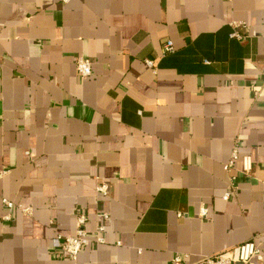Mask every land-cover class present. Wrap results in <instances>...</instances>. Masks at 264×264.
I'll return each instance as SVG.
<instances>
[{
	"label": "crops",
	"instance_id": "obj_1",
	"mask_svg": "<svg viewBox=\"0 0 264 264\" xmlns=\"http://www.w3.org/2000/svg\"><path fill=\"white\" fill-rule=\"evenodd\" d=\"M0 170V264L264 253V0H0Z\"/></svg>",
	"mask_w": 264,
	"mask_h": 264
},
{
	"label": "built area",
	"instance_id": "obj_2",
	"mask_svg": "<svg viewBox=\"0 0 264 264\" xmlns=\"http://www.w3.org/2000/svg\"><path fill=\"white\" fill-rule=\"evenodd\" d=\"M240 26V23H233V27L235 30L231 33L233 37H242V35L236 30ZM174 51V44L172 40H168L163 48V54H167ZM148 66L154 67L155 62L152 59L146 60ZM77 71L82 79H86L90 77L93 73V65L92 61L88 57L80 56L76 61ZM243 162V172L249 174L252 170V157L249 154L242 155L240 153V145L236 143L232 149L231 156L229 160L224 165L225 170L231 171L235 168L236 163L239 160ZM8 170H0V178L6 174ZM236 176L232 175L231 179L234 180ZM232 189H234V185H231ZM100 189L102 191H106L107 186H101ZM230 193L225 195V198H228ZM4 203L12 208L15 204L3 198ZM24 212L29 213L31 210L29 207L21 208ZM207 212L206 209L202 210V215H205ZM9 215L5 216V218L9 219ZM87 216L85 214H79L77 216V229L75 233L68 235H57L53 238L52 246L55 251L71 258L73 260H77L79 258L80 252L83 248L89 243L90 238L86 228ZM104 227L100 226L99 231L95 237L96 242H104L103 231ZM264 253L259 245V243L250 239L241 244H238L232 248L226 249L222 252H218L212 255L203 256L198 262L195 264H247L252 262H257V264H263ZM175 264H188L185 260V256L183 254H176L174 257Z\"/></svg>",
	"mask_w": 264,
	"mask_h": 264
}]
</instances>
